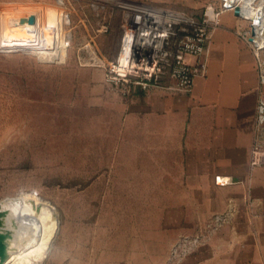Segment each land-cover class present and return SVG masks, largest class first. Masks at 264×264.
<instances>
[{"label":"rangeland","instance_id":"rangeland-1","mask_svg":"<svg viewBox=\"0 0 264 264\" xmlns=\"http://www.w3.org/2000/svg\"><path fill=\"white\" fill-rule=\"evenodd\" d=\"M125 1L162 7L174 27L169 11L200 19L214 0H0V11L32 9L56 27L47 57L0 49V200L49 202L58 221L31 264H179L197 244L196 233H183L160 257L165 234L152 221L156 209L142 205L143 177L116 174L122 161L110 159L119 118L109 89L127 86L107 76L119 67L123 18L132 11ZM10 232L19 250L30 243L31 233ZM7 253L0 264H14Z\"/></svg>","mask_w":264,"mask_h":264},{"label":"crops","instance_id":"crops-1","mask_svg":"<svg viewBox=\"0 0 264 264\" xmlns=\"http://www.w3.org/2000/svg\"><path fill=\"white\" fill-rule=\"evenodd\" d=\"M232 18L223 13L208 51L188 58L204 64L190 92L170 79L109 89L119 118L110 159L122 161L116 174L143 177L142 205L156 209L152 221L165 234L160 257L179 235H198L179 264H264V163L250 164L264 84Z\"/></svg>","mask_w":264,"mask_h":264},{"label":"built area","instance_id":"built-area-1","mask_svg":"<svg viewBox=\"0 0 264 264\" xmlns=\"http://www.w3.org/2000/svg\"><path fill=\"white\" fill-rule=\"evenodd\" d=\"M124 5L132 9L123 18L124 32L130 31L135 35L146 34L148 40L142 51L137 49L132 51L131 69L128 72L125 71V68L119 70V67L116 69L111 67V70H115V75L107 76L109 79L115 78L116 81H125L127 86L125 92H129L131 87L147 89L150 86L158 85L165 79L172 81L171 85L174 89L190 92L194 85V77L203 71L204 64L198 60L190 61L188 58L190 56L200 57L208 51L210 33L220 24V17L225 12L231 13L235 21L232 27L234 34L251 49L258 81L260 84H264V0L210 1L200 19L190 18L187 20L188 17L183 13L169 11L171 15L178 18L177 21L176 19L173 20L175 22L174 27H171L169 19L165 16L167 11L162 7H148L147 5H131V7L126 3ZM236 7L238 8L237 14L234 13ZM152 11L155 15H152ZM10 12L0 11V49L2 51H35L32 49L33 46L30 44L32 41L30 40L37 35L39 36L40 28L38 31L35 29L28 33L32 24L29 27L28 24L23 25L16 19L33 15L34 23H37V13L32 9L26 10L18 7ZM11 19H14V22ZM47 19L49 18H46V23L50 24ZM55 21L59 22L57 28L61 30L60 22L63 20L55 19ZM160 25L162 26L160 27ZM162 27H165L164 32ZM47 30L52 32L51 26ZM41 34H45L42 29L40 37ZM56 40V46L60 45V36ZM52 45L53 43L50 47ZM60 47L61 45L58 46V52L61 54ZM41 50L44 51L37 53L47 54L46 51L50 49L44 47ZM52 50L51 48L50 52ZM36 51L38 50L36 49ZM52 56L58 57L56 53ZM255 130L256 136L250 150V164L252 166L264 163V143L262 142L264 96L262 94L258 96L256 103Z\"/></svg>","mask_w":264,"mask_h":264},{"label":"bare ground","instance_id":"bare-ground-1","mask_svg":"<svg viewBox=\"0 0 264 264\" xmlns=\"http://www.w3.org/2000/svg\"><path fill=\"white\" fill-rule=\"evenodd\" d=\"M125 3L128 6H143L141 4L134 2L132 3L129 1H125ZM62 14L64 15V13ZM152 15H155V13L153 12ZM47 20L50 22V24L46 23L47 21L42 23L39 17H37V23L35 22L36 25L35 23L32 24V27L30 30H28V33H30L35 29L38 31L40 28V31L42 29L43 33H45L43 35L41 34L42 36L40 37L39 31V36L37 35L35 38L30 40L32 41L30 42V44L33 46L32 49H35V51L36 49L38 50L36 52H43L44 50L41 49L44 47L47 49L48 46L54 41L53 33L49 34V30H47V28L50 26L53 28L54 21L51 19ZM23 25L25 24L23 23ZM28 25L29 27L31 26L30 24ZM161 26L162 25H160V27ZM54 28L56 27L54 26ZM162 30L164 32L165 27H162ZM145 35H135L130 31L125 32L122 38L121 51L116 59V61L119 62V70L124 69V67L129 63L133 50H143L144 46L148 42L146 37L147 35ZM38 54H41L42 57L46 56L45 53ZM54 209L55 208L50 205L49 202L24 198L21 196L0 200V234L3 235L6 243L5 250L6 252L8 251V261L11 260L14 264H28L31 261L29 257L30 255L34 258L42 256L45 249L48 247L49 242L52 241L53 236L57 231L58 221L53 217ZM18 230L21 235L25 234L26 232L31 233L30 243H28L24 249L22 248V251L16 247V244H13L14 239L10 232ZM28 247L31 248L28 249ZM25 249L27 250L24 251Z\"/></svg>","mask_w":264,"mask_h":264},{"label":"water","instance_id":"water-1","mask_svg":"<svg viewBox=\"0 0 264 264\" xmlns=\"http://www.w3.org/2000/svg\"><path fill=\"white\" fill-rule=\"evenodd\" d=\"M234 13L237 14L238 13V8L236 7L234 9ZM17 21H19L20 23H26V24H33L34 23V16L33 15H29L27 18L24 17H20L16 19ZM12 22H14V19H11ZM6 243L4 240L3 235L0 234V258L1 260L4 258V254H5V247Z\"/></svg>","mask_w":264,"mask_h":264}]
</instances>
